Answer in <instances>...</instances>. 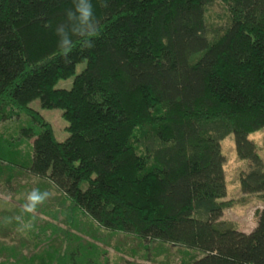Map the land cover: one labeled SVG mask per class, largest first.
Masks as SVG:
<instances>
[{
  "label": "trees",
  "instance_id": "obj_1",
  "mask_svg": "<svg viewBox=\"0 0 264 264\" xmlns=\"http://www.w3.org/2000/svg\"><path fill=\"white\" fill-rule=\"evenodd\" d=\"M214 1L92 0L101 34L90 48L72 37L65 56L56 29L73 0H0V181L11 188L28 174L104 230L197 251L192 264H264V209L250 232L222 219L231 204L221 152L233 134L248 162L242 193L264 194V162L248 138L264 128V0H221L228 18L215 27L206 22ZM36 99L62 110L64 141L30 107ZM23 113L32 124L5 133ZM4 240L0 264H98L94 248L26 254Z\"/></svg>",
  "mask_w": 264,
  "mask_h": 264
},
{
  "label": "rangeland",
  "instance_id": "obj_2",
  "mask_svg": "<svg viewBox=\"0 0 264 264\" xmlns=\"http://www.w3.org/2000/svg\"><path fill=\"white\" fill-rule=\"evenodd\" d=\"M227 18L225 5L221 0H215L206 13L207 25H224ZM84 66L85 63L78 64L75 75ZM75 75L59 80L56 88L69 89ZM30 107L51 124L58 141H64L68 137V123L62 117L61 109L42 108L38 99L32 101ZM31 124V119L23 113L20 118L6 122L3 131L15 135L21 127ZM248 138L254 142L257 153L264 162V128L249 133ZM29 147L27 140L17 146L20 154L25 156ZM221 152L225 158L223 170L226 184V196L222 200L231 204L224 210L222 219L231 221L237 230L250 232L256 226V213L264 209V194L242 193L240 174L248 167V162L237 156L233 134L221 141ZM3 179L4 177L1 180ZM11 183L9 188L8 184L0 181V236L8 245H26V248H22L26 254L36 246L37 250L48 246L62 249L70 243V247L79 245L82 252L94 248L98 264H192L195 258L201 256L197 251L181 245L144 242L133 234L104 230L88 217L67 210L68 204L62 202L53 186L46 183L48 190L38 179L28 174L20 173ZM33 188L53 193L43 204L37 206L35 214L23 211L26 194ZM15 220L18 223L13 224ZM68 234L72 235V240L67 242Z\"/></svg>",
  "mask_w": 264,
  "mask_h": 264
},
{
  "label": "clouds",
  "instance_id": "obj_3",
  "mask_svg": "<svg viewBox=\"0 0 264 264\" xmlns=\"http://www.w3.org/2000/svg\"><path fill=\"white\" fill-rule=\"evenodd\" d=\"M73 4L74 8L67 11V22L56 29L57 35L60 37L59 49L65 56L74 46L72 37L81 38L83 46L90 48L94 46L92 43L93 38L99 37L102 31L92 0H73ZM101 7H107L104 0H101ZM52 195L53 193L49 191L33 188L26 194L23 211L35 214L37 206L43 204ZM30 226L26 225V227Z\"/></svg>",
  "mask_w": 264,
  "mask_h": 264
}]
</instances>
